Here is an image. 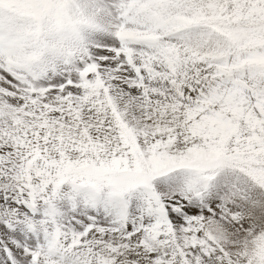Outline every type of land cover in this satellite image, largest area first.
<instances>
[{"label":"snow or ice","instance_id":"1","mask_svg":"<svg viewBox=\"0 0 264 264\" xmlns=\"http://www.w3.org/2000/svg\"><path fill=\"white\" fill-rule=\"evenodd\" d=\"M109 34L0 59V264H264V0H118Z\"/></svg>","mask_w":264,"mask_h":264},{"label":"clouds","instance_id":"2","mask_svg":"<svg viewBox=\"0 0 264 264\" xmlns=\"http://www.w3.org/2000/svg\"><path fill=\"white\" fill-rule=\"evenodd\" d=\"M94 25L75 0H0V59L28 74L60 67L79 53Z\"/></svg>","mask_w":264,"mask_h":264},{"label":"bare ground","instance_id":"3","mask_svg":"<svg viewBox=\"0 0 264 264\" xmlns=\"http://www.w3.org/2000/svg\"><path fill=\"white\" fill-rule=\"evenodd\" d=\"M77 6L89 13L95 20L94 30L92 34V39L95 38L97 42H103V40H108L111 37L108 35V33L105 32L110 25L111 22H114L113 14L111 12V9L108 7L105 0H75ZM100 10V12L97 15V12L95 11ZM111 14V15H110ZM108 32V30H107Z\"/></svg>","mask_w":264,"mask_h":264},{"label":"rangeland","instance_id":"4","mask_svg":"<svg viewBox=\"0 0 264 264\" xmlns=\"http://www.w3.org/2000/svg\"><path fill=\"white\" fill-rule=\"evenodd\" d=\"M95 11H96V9H95ZM98 12H97V15H98V13L100 12V10H97ZM111 15V14H110ZM113 22H111V24H112ZM110 28V27H109ZM109 28L107 29L108 30V32H107V30H105V32L106 33H108V35L110 36V34H109ZM96 31H97V29H95ZM93 39H95V38H93ZM95 40H97V39H95ZM104 41H106V40H103V42ZM103 42H102V44H103ZM95 43L97 44V45H99V44H101V42H97V41H95Z\"/></svg>","mask_w":264,"mask_h":264}]
</instances>
